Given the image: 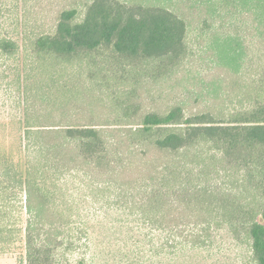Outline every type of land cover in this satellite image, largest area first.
Here are the masks:
<instances>
[{"label":"trees","instance_id":"trees-1","mask_svg":"<svg viewBox=\"0 0 264 264\" xmlns=\"http://www.w3.org/2000/svg\"><path fill=\"white\" fill-rule=\"evenodd\" d=\"M171 1L88 0L82 8L64 5L55 10L50 29L29 42L30 62L18 63L21 45L5 35H0V54L16 61L26 86L34 76L29 70L77 58L104 54L106 59H121V67L131 71L153 65L157 73H128L135 85L142 74L155 78L169 74L188 56L186 41L193 20ZM183 2L189 9L200 6L199 23L207 30L212 23L223 26L247 16L257 35L254 47L264 58V0ZM207 40L205 47L215 61L239 74L250 45L239 34L219 29L208 33ZM253 81L245 93L246 98H254L252 108L223 121L210 112L186 116L177 105L165 112H135L137 121L58 125L52 109H36L26 97L21 118L1 123L2 132L7 123L19 124L21 132L17 140L10 129L0 137V195L21 190L29 215L24 228L6 225L2 230L10 235L20 232L27 264H61L58 251L71 250L74 230H81L72 207L55 202L59 193L55 179L56 174L77 168L70 164L79 159L90 185L114 190L130 203L139 221L162 230L157 245L168 254L205 248L212 244L214 232L225 228L250 242L253 264H264V69ZM64 110L61 116H69ZM122 110V117L131 118V110L139 109L124 104ZM125 145L128 151H122ZM202 145L209 148L206 156L193 151ZM31 146L34 157L24 152ZM219 157L226 164L224 171L239 172L237 193L211 182L209 170ZM90 225L86 219L87 239ZM169 264H176L172 256Z\"/></svg>","mask_w":264,"mask_h":264},{"label":"rangeland","instance_id":"rangeland-1","mask_svg":"<svg viewBox=\"0 0 264 264\" xmlns=\"http://www.w3.org/2000/svg\"><path fill=\"white\" fill-rule=\"evenodd\" d=\"M41 1L0 0V35L12 37L21 45V61L18 62L21 66H24L23 62L31 61L29 42L36 34L50 29L57 8L68 4L82 8L81 3L88 0ZM171 5L180 12L188 13L193 20L186 41L188 56L177 69L167 72L169 74L157 78L142 74L135 85L128 73H157L152 71L153 65L131 71L128 66L121 67V59H106L104 54L93 59L77 58L68 63H52L44 70H29L34 76L30 77L26 86L20 80L23 75L17 70L16 61L0 54V137L10 129L15 134L13 140H17L19 124L11 126L7 123L2 132L1 123L21 118L26 97L36 109H52L53 121L58 125L137 121L136 113L165 112L177 105L183 108L186 116L210 112L220 121L228 120L237 111L250 110L254 98H246L245 93L254 86L252 80L264 69V58L254 47L257 35L250 27V19L243 15L232 24L227 22L223 26L215 22L211 24L212 29L207 30L204 23H199L200 6L189 9L183 0H172ZM218 29L222 33L239 34L245 44L250 45L239 74L216 62L211 50L205 47L207 34ZM49 90L51 93H48ZM48 95L50 99H46ZM124 104L139 110H131L133 117L124 118ZM64 108L69 115L67 117L61 116ZM194 150L206 156L209 148L202 145ZM122 151H128V147L123 146ZM24 152L31 157L36 156L32 146ZM212 162L214 166L209 171L214 178L211 182L237 193L239 172L224 171L226 164L220 157ZM70 165L77 168L56 174L59 193L54 199L63 206L72 207L73 219L81 231L74 230L78 233H74L71 250L58 251L61 264H78L80 260L84 264V258L86 264H169L171 256L176 264H253L250 242L235 238L225 228L216 230L212 244L205 248H186L177 255L168 254L157 245L163 235L162 230L139 221L130 203L119 199L114 190L90 185L84 176V162L77 159ZM94 187L97 190L92 191ZM25 206L26 197L21 190L10 189L0 195V264H27L20 232L10 235L2 230L6 225L16 229L26 226L29 214ZM86 219L91 222L88 239L84 236Z\"/></svg>","mask_w":264,"mask_h":264}]
</instances>
